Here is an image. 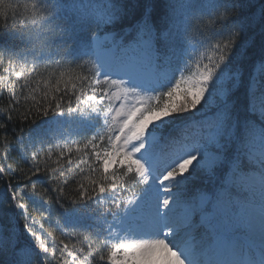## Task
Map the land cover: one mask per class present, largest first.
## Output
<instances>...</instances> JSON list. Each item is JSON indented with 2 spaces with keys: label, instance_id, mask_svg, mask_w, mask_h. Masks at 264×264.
I'll return each mask as SVG.
<instances>
[{
  "label": "snow or ice",
  "instance_id": "6c2138e0",
  "mask_svg": "<svg viewBox=\"0 0 264 264\" xmlns=\"http://www.w3.org/2000/svg\"><path fill=\"white\" fill-rule=\"evenodd\" d=\"M0 18V264H264V0Z\"/></svg>",
  "mask_w": 264,
  "mask_h": 264
},
{
  "label": "trees",
  "instance_id": "16d2710c",
  "mask_svg": "<svg viewBox=\"0 0 264 264\" xmlns=\"http://www.w3.org/2000/svg\"><path fill=\"white\" fill-rule=\"evenodd\" d=\"M13 2L14 3L18 2V3L24 4V3H31V2H33V0H13ZM35 2L37 4H41V0H35ZM8 23H9V25H11V21H8ZM3 24H4V21L2 18H0V37L3 36ZM0 51H3V49L0 48ZM7 66H8V60L5 57L3 65H0V76H7L8 75L7 73L3 72V68L7 67ZM11 79L14 80L15 78L11 77ZM8 95H9L8 91L3 89V85H0V107H3L5 105V103L8 100ZM21 100L23 101V97H21ZM39 126H40V122H37V125H34V128L39 127ZM8 127H9V132H11L14 127H16L18 130L19 124H18V122L15 124L10 123ZM24 128L27 131V125H24ZM8 164H12L13 167H15L16 164H19V158H18L17 153L12 152L11 156L7 159V161H4L3 158L0 157V166H7ZM17 183H18L17 180H15V179L9 180L7 176H4L3 179H0V190H2L4 188H8L9 185H15ZM33 216L37 217L36 226H37V228H39L42 221L40 220L39 216L35 212L33 213ZM45 226L47 227V225H45ZM56 234L59 235V233H56ZM72 242L75 243L76 241L73 240Z\"/></svg>",
  "mask_w": 264,
  "mask_h": 264
},
{
  "label": "rangeland",
  "instance_id": "374dc122",
  "mask_svg": "<svg viewBox=\"0 0 264 264\" xmlns=\"http://www.w3.org/2000/svg\"><path fill=\"white\" fill-rule=\"evenodd\" d=\"M39 127H41V124H40V126Z\"/></svg>",
  "mask_w": 264,
  "mask_h": 264
}]
</instances>
